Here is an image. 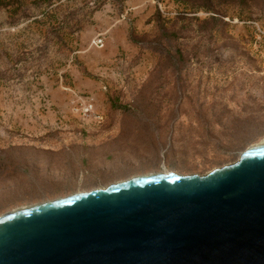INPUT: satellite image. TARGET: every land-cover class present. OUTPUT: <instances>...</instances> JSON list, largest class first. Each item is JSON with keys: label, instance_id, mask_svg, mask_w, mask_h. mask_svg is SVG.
Here are the masks:
<instances>
[{"label": "rangeland", "instance_id": "374dc122", "mask_svg": "<svg viewBox=\"0 0 264 264\" xmlns=\"http://www.w3.org/2000/svg\"><path fill=\"white\" fill-rule=\"evenodd\" d=\"M103 1L30 0L29 17L0 10V149L12 160L0 218L151 174L205 176L238 161L231 144L264 142L253 74L264 65V0H232L213 48L176 38L157 49L141 37L159 11L175 15V0ZM226 82L237 86L229 110L245 107L249 123L228 135L201 115Z\"/></svg>", "mask_w": 264, "mask_h": 264}, {"label": "water", "instance_id": "95a60500", "mask_svg": "<svg viewBox=\"0 0 264 264\" xmlns=\"http://www.w3.org/2000/svg\"><path fill=\"white\" fill-rule=\"evenodd\" d=\"M0 264H264V142L205 176L151 174L13 211Z\"/></svg>", "mask_w": 264, "mask_h": 264}, {"label": "trees", "instance_id": "16d2710c", "mask_svg": "<svg viewBox=\"0 0 264 264\" xmlns=\"http://www.w3.org/2000/svg\"><path fill=\"white\" fill-rule=\"evenodd\" d=\"M39 3V0H34ZM51 0H40V2H46ZM107 0H104L105 2ZM121 1V0H120ZM178 3V7L175 11V15H164L162 12H158L154 20V29L151 34H147L141 37L143 44L147 43L154 49L160 46H166V42L174 39H178L179 45L185 44V41H190L191 44L197 45H218L224 40L225 31L227 29V23L225 21L228 14V8H232V0H175ZM246 0H238L234 4L241 5ZM30 0H0V10L7 9L15 16L29 17L28 4ZM102 2V3H103ZM234 5V6H237ZM200 14H205V19L200 18ZM188 33L193 36H187ZM136 39V36H134ZM220 40V43H218ZM225 41V40H224ZM210 48H213L210 46ZM150 49V48H148ZM226 49V48H225ZM192 52L188 54L190 58ZM254 75H260V81L264 86V65L260 62L253 70ZM227 83V82H226ZM236 85L234 83H227L220 86H216L213 95L212 108L206 112H202L203 124L209 128L218 127L227 135L230 132H236L245 127L247 124V111L243 106H238V111L229 110V103L237 101L236 97L227 98L228 92L235 91ZM253 119V118H252ZM251 119V120H252ZM250 120V121H251ZM249 124V123H248ZM247 124V125H248ZM247 126L244 128V130ZM247 145L244 144H231L227 147L228 152L231 153L228 159H234L240 157L246 150ZM14 150V148H11ZM33 152L40 153L41 150L35 148ZM11 156L8 155V151L0 149V176L6 173L7 168L10 166ZM229 162H222L212 167L209 171L216 168H220L228 164ZM1 170L3 173H1Z\"/></svg>", "mask_w": 264, "mask_h": 264}, {"label": "bare ground", "instance_id": "6f19581e", "mask_svg": "<svg viewBox=\"0 0 264 264\" xmlns=\"http://www.w3.org/2000/svg\"><path fill=\"white\" fill-rule=\"evenodd\" d=\"M262 143H263V142H262ZM260 144H261V143H260ZM260 144H257V145H260ZM252 147H253V146H252ZM252 147H251V148H252ZM251 148H250V149H251Z\"/></svg>", "mask_w": 264, "mask_h": 264}]
</instances>
